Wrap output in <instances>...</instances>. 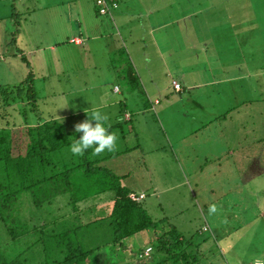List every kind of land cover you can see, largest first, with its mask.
<instances>
[{
  "label": "rangeland",
  "instance_id": "374dc122",
  "mask_svg": "<svg viewBox=\"0 0 264 264\" xmlns=\"http://www.w3.org/2000/svg\"><path fill=\"white\" fill-rule=\"evenodd\" d=\"M44 1L47 0H36L38 8L43 6ZM251 3H256V0H250L249 4L251 5ZM262 3L264 4V0H259V4ZM13 12L16 15H13ZM24 16L26 15L22 12V6L18 4V1L0 0V38L5 35L6 40L10 39L7 44L9 51L21 48L26 53L27 59L26 63L18 55L8 58V50H6L7 58L1 61L0 130L8 126L24 125L25 114H28L29 122H34L40 114L47 116L51 112H56L59 110L56 108L58 101L62 99L64 102L74 101L76 103L74 107L92 108L99 104V99L96 97L101 95L100 89L97 91L90 89L82 93L64 91L65 93L57 94L55 98L39 99L38 108L40 111L39 109L30 110L32 107L23 104L12 103L15 106H11L13 95L7 91L10 87L27 79L29 72L27 67L30 62L31 66H34L39 73L52 72L56 70V66L51 61L54 63L59 61L60 67H65L66 62L62 55L67 58V55L71 54V49H74L73 45H70L67 51L65 47L60 46L56 52L47 49L43 52L27 53L31 46L26 45L25 47L15 41L13 43L14 33L7 32L8 29L16 31L15 24L17 21L24 22ZM247 21H251L247 31L245 24L243 28H239L236 23L234 26L237 28L234 30L240 36L242 33L248 37V45L243 44L242 48L247 47L249 50L247 63L250 70L257 71L259 74L253 73L242 82L234 80L232 83L209 87L210 91L216 90L215 95L220 93L223 96L222 100L227 99V105L231 104V108L234 107L232 111L230 109L226 113L232 112L227 116V123H225V119H222L219 123L216 122V124H210L209 128H204L203 122L205 119L206 122L208 121L209 115L205 112L209 110V105L203 102L196 105L193 103L191 100L193 95L201 94L196 91L189 92L187 90V94L184 96L176 92L173 87L171 91L159 95L162 100L161 106L156 105L155 108H151L148 99V108H146L144 102L147 100V94L137 76L128 75L125 77L122 73L113 83L111 91L117 85L123 89L126 95L130 93L128 110L133 113L132 120H120V110H124V108L117 109L118 115L115 118L113 115L116 109L110 108L103 111V113L110 111V115L113 117V121L106 124L110 126V131L117 136V147L114 152L105 151L98 155L100 158L98 165L104 171L107 169L118 177H122L123 185L131 191L137 194L145 193L146 198L142 204L155 220L167 218L184 235L208 239L206 244L201 247L202 256L199 262L202 264H228L227 262L230 264H264V219L261 217L260 210L264 206V200H261L262 185H264V163H261L264 158V28H258L257 24L249 17ZM229 36L236 37L235 34ZM198 40L199 38L196 37L195 43H198ZM240 46L233 43L226 44L228 49ZM101 48L100 42H96L88 51L90 53L88 56H83L82 59H76V57L72 59L73 61L76 59L80 68H83L82 76H79L78 79L85 78L91 81L104 79L105 75L96 76L94 74L95 76L92 77L91 74L96 70L89 67L92 63H98L95 55L100 53ZM77 51L80 52L81 49ZM209 53L215 55L209 69L206 70L203 64L195 61L199 68L197 75H202L204 79L207 75L209 79L219 80L224 75L216 63L223 66L227 62L225 58L220 60L217 56L224 54L225 51L214 44ZM75 54L71 55L74 57ZM226 54L230 53L226 52ZM67 62L69 64V61ZM3 66H5L4 70ZM102 71H106L105 68ZM230 72L231 70L226 74L229 75ZM172 76L176 77V74L169 73V77L166 78L167 84L172 83ZM49 83H54L53 86L58 90H64V85L57 82L56 76H53ZM36 84L41 85L39 82H35ZM187 85L188 83H184L186 89ZM240 85L249 87V92L243 98L246 103L243 104L241 101H235V91H226L229 89L228 87L238 89ZM252 86H258V91ZM75 87L80 88L81 85ZM36 94L37 98L40 97L38 92ZM78 95H88L91 99L89 105L83 107L85 98L78 99L76 98ZM61 110L58 113H61ZM199 113L202 118H198ZM87 118V115L79 116L76 120L78 122L74 121L73 124L76 125ZM117 123L119 125H116ZM228 126H230L228 133L233 135L232 146L238 149L237 156H223V153L218 156L220 158L218 160L217 157L204 156L206 153L204 150L195 148L196 135L221 134L227 131ZM145 135H148L147 140L144 139ZM138 143L144 146L147 144L148 147L145 146L141 150L135 146ZM127 150H129V154H126ZM67 152H71L70 149ZM144 152H148V154ZM114 154L117 155L110 157ZM239 154L241 158H239ZM104 157L106 158L104 159ZM237 159H240V165L236 162ZM239 169L243 173V176L240 177L243 187L231 190L222 181L224 179L237 180ZM80 174L82 179L79 181L87 184L85 188H90L92 184L96 192L106 190L109 180H111L106 172L98 173L94 178L84 174L83 170H80ZM230 176L232 177L230 178ZM0 177L3 178L1 173ZM245 177L250 178L247 188L244 185ZM216 183L220 184L216 186ZM61 193L52 192L50 204L47 203L48 198L44 197L42 193H24L18 201L23 203L26 208H20L17 202L16 208L19 210L15 211V215L6 207L4 209V215L8 219L6 222L1 219L0 213V253L7 260L18 259L24 264H51L64 260L68 256L71 246L77 249L81 244L85 250L100 248L84 264H109L113 261L116 264H136L135 261L138 258L134 254L149 244L148 237L142 238V240L135 238L136 236L133 237L130 240L132 251L121 250L117 255L115 247L112 246L114 229L108 215L113 207L114 192L103 191L92 195L87 200H81L77 204L72 199V191L68 192V189H65ZM39 200L43 206L34 207L32 203ZM213 206L216 211L210 212V208ZM30 215L33 216L32 223L28 222L27 224L31 228L35 223L43 226L24 236L14 238L6 223L8 222L12 227L15 226L16 233L22 234L24 217H30ZM16 217H18V221L14 224L12 219ZM95 218H99L98 222L90 227L77 229L84 223L93 222ZM208 225L212 229L204 231L206 226L209 227Z\"/></svg>",
  "mask_w": 264,
  "mask_h": 264
},
{
  "label": "crops",
  "instance_id": "0c3cea01",
  "mask_svg": "<svg viewBox=\"0 0 264 264\" xmlns=\"http://www.w3.org/2000/svg\"><path fill=\"white\" fill-rule=\"evenodd\" d=\"M16 1L22 6V12L26 16H24V22L15 24L16 31H10L9 29L7 31L14 33L13 43L15 41L25 47L30 45L31 48L27 53L43 52L47 49L56 52L60 46L65 47L67 51L70 45L74 47L70 51L71 54L76 53L74 57L71 54L67 55V58L62 55L66 62L63 68L60 67L59 61L56 63L51 61L56 66V70L52 72L39 73L34 66H31L30 62L27 67L29 71H27V76L30 73L34 75L33 87L40 96L38 97L37 107H39V99L55 98L57 94L65 93L64 91L82 93L90 89L96 91L100 89L99 92L101 93L99 97H96L99 99V104L88 109L80 106L74 107L76 105L74 101L64 102L62 99L58 101L56 106L59 110L62 109L61 113H58L59 110H57L47 114V116L40 114L36 121L32 122L34 125L38 123L39 119L43 121L66 120L67 123L72 125L74 121L78 122L76 120L79 116L87 115L94 110L103 113L104 110L110 108L116 109L113 115L114 118L118 115L117 109L124 108V110H120V120H132L133 113L128 110L130 107V93L126 95L123 89L117 85L111 91L113 83L122 73L125 77L128 75L137 76L147 94V100L144 102L146 108H148V99L151 108L156 105L161 106L162 100L159 95L171 91L173 87L176 92L184 96L187 94V90L201 93V96L193 95L191 100L195 105L200 102L209 105V110L205 112L209 115L208 121L206 122L205 119L203 122L206 129L209 128L210 124L219 123L222 119H225V123H227V116L232 112L226 113L230 109L231 111L234 109V107L231 108V104H226L227 99L222 100L223 96L220 93L215 95L216 90L210 91L209 87L228 82L232 83L234 80L242 82L247 80L253 73L259 74L257 71L252 72L250 70L247 63L249 50L247 47L242 48L243 44L248 45V37L242 33L240 36L234 30L237 27L243 28L245 24L247 26L245 30L247 31L249 29L248 24L251 22L247 21L248 17L257 24L258 28H264V4H259V0H256L257 5L256 3L250 5V0H116L119 7L114 11L113 17H102L98 13L94 0H47L39 8L36 0ZM13 2L15 3V1ZM162 5L165 6L161 7ZM235 23L237 27L234 26ZM227 29L231 31L229 32ZM230 34H235L236 37H230ZM196 37L199 38L198 43L194 41ZM9 40H6L5 35L0 38V64L1 61L7 58L6 50H8V58L18 55L27 63L26 53L23 49L15 48L9 51L7 47ZM96 42H100L102 48L100 53L95 55L98 63L89 65V67L96 70L91 76L105 75V77L100 81H91L85 78L78 79L79 76H82L83 68H80L76 59L88 56V51ZM229 43L241 46L228 49L226 44ZM214 44L225 51L224 54H218L217 57L220 60L225 58L227 63L223 66L216 63L224 77L217 80L209 79L205 75L204 79L202 75H197L199 68L195 61L203 64L206 70L209 69L210 64L213 62L212 58H215L214 54L209 53ZM78 49H81V51H77ZM226 52L230 54H226ZM75 57L76 59L73 61L72 59ZM203 59L205 61H202ZM67 61H69V64ZM103 68L106 71H102ZM2 69L4 70L5 66ZM230 70V74L227 75L226 72L228 73ZM170 72L171 75L175 73L176 77L172 76V83L167 84L168 80L166 78L169 77ZM53 76L57 77L59 84L64 85V90H58L53 86L54 83H49ZM41 79L43 80L41 81ZM175 81L181 84V90L176 89L174 86ZM35 82H39L41 85H35ZM184 83H188L187 89ZM76 85H81V87L76 88ZM228 88L226 91L236 92V96H234L236 102L246 103L243 98L249 92L247 85H240L238 89ZM253 88L258 91V86ZM80 97L85 98L83 107L89 105L91 99L88 95H78L76 98L79 99ZM38 109L40 111V108ZM103 114L107 116L106 123L113 121L110 111ZM200 114H198V118H202ZM229 129L230 126H228L227 131L221 134L196 135L195 148L204 150L206 152L204 156L210 155L217 157L218 160H220L218 156L223 153V156H237L238 149L232 146L233 135L228 133ZM135 136L137 137V135ZM147 136L145 135V140H147ZM227 140L229 141L226 143ZM135 146L141 150L145 146L148 147L147 144L144 146L139 143ZM152 151L154 150L152 149ZM129 153V150H127L126 154ZM144 153L148 154V152ZM239 156L241 158L240 154ZM237 160L236 162L240 165V159ZM255 162L258 163L257 160ZM261 163H264V158ZM114 169L116 168L114 167ZM242 174L241 169H239L237 180L224 179L222 182L231 190L240 189L243 187L240 181ZM244 181L245 188H247L250 178L245 177ZM218 184L220 183H216V186ZM216 188L218 189V187ZM262 188L261 200H264V185H262ZM132 194L145 195L143 192L137 194L134 191H132ZM145 198L146 195L140 202L142 203ZM114 200L115 197L112 199L113 205ZM262 208L264 209V206ZM263 209L260 210L261 217L264 219ZM98 219L95 218L94 220ZM209 228L212 229L211 226ZM135 238H141L142 240L143 235H136Z\"/></svg>",
  "mask_w": 264,
  "mask_h": 264
},
{
  "label": "trees",
  "instance_id": "16d2710c",
  "mask_svg": "<svg viewBox=\"0 0 264 264\" xmlns=\"http://www.w3.org/2000/svg\"><path fill=\"white\" fill-rule=\"evenodd\" d=\"M12 14L16 15L15 12ZM33 85L34 75L30 73L24 82L10 87L7 92L13 95L11 106H15L12 103H16L32 107L30 110L38 109V98ZM25 117L24 125L8 126L0 130V173L3 175V178L0 177L1 219L8 221L4 215L6 207L14 214L19 210L16 208L17 202L20 208H26L18 201L24 193H42L48 198L47 203L50 204L52 192L59 194L68 189V192L72 191V199L77 204L92 195L112 191L115 194V200L109 217L114 229L112 246L115 247L117 255L121 250L132 251L130 240L142 234L144 239L148 237L149 244L134 254L138 258L135 261L136 264H202L199 262L202 256L201 247L208 239L184 235L167 218L155 220L140 202L141 200L135 201L131 198L132 191L123 185L122 177H118L110 170L104 171L98 165L100 158L93 154L91 149L83 156H74L71 152H67L70 144L76 138L79 139V135L75 133L74 124L71 125L66 120L39 119L34 125L29 122L28 114H25ZM80 170L93 178L98 173L106 172L111 178L109 186L106 190L97 192L92 184L90 188H85L87 184L79 181L82 179ZM92 192L94 194H91ZM32 204L36 208L43 206L40 200ZM18 217L12 219L14 224L17 223ZM24 218L22 234L16 233L15 226L12 227L8 222L6 223L14 238L24 236L43 226L35 223L31 228L27 223H32L33 216ZM96 222L98 221L94 220L77 229L90 227ZM206 228L207 226L204 231L210 230L209 227ZM150 246L152 247L151 255L141 257L145 249ZM98 249L100 248L85 250L81 244L77 249L71 246L64 260L51 264H84L92 255H95ZM0 264H24V262L18 259L7 260L0 253ZM109 264L116 263L113 261Z\"/></svg>",
  "mask_w": 264,
  "mask_h": 264
},
{
  "label": "clouds",
  "instance_id": "9594fccd",
  "mask_svg": "<svg viewBox=\"0 0 264 264\" xmlns=\"http://www.w3.org/2000/svg\"><path fill=\"white\" fill-rule=\"evenodd\" d=\"M87 119L77 123L75 133L79 139H75L70 144V151L74 156H83L89 149L93 154L114 152L117 147V136L110 131V126L106 124L107 116L100 111H93L87 114ZM215 206L210 208V212H215Z\"/></svg>",
  "mask_w": 264,
  "mask_h": 264
},
{
  "label": "built area",
  "instance_id": "2783aa9c",
  "mask_svg": "<svg viewBox=\"0 0 264 264\" xmlns=\"http://www.w3.org/2000/svg\"><path fill=\"white\" fill-rule=\"evenodd\" d=\"M96 7L98 9V13L101 16L113 17L114 11L119 7V3L116 0H94ZM75 41V40H74ZM174 85L177 89H181V84L177 81L174 82ZM145 197L144 194L136 195L131 194V198L135 201L142 200ZM207 229V228H206ZM152 252V247H147L145 252L141 254V257L150 256ZM256 264H263V263H256Z\"/></svg>",
  "mask_w": 264,
  "mask_h": 264
}]
</instances>
